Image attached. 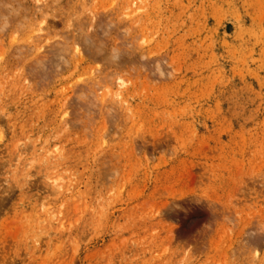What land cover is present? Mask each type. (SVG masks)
I'll use <instances>...</instances> for the list:
<instances>
[{"label": "rangeland", "instance_id": "rangeland-1", "mask_svg": "<svg viewBox=\"0 0 264 264\" xmlns=\"http://www.w3.org/2000/svg\"><path fill=\"white\" fill-rule=\"evenodd\" d=\"M0 264H264V0H0Z\"/></svg>", "mask_w": 264, "mask_h": 264}, {"label": "bare ground", "instance_id": "bare-ground-1", "mask_svg": "<svg viewBox=\"0 0 264 264\" xmlns=\"http://www.w3.org/2000/svg\"><path fill=\"white\" fill-rule=\"evenodd\" d=\"M66 50V49H65ZM54 58V57H53Z\"/></svg>", "mask_w": 264, "mask_h": 264}]
</instances>
